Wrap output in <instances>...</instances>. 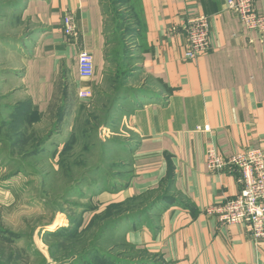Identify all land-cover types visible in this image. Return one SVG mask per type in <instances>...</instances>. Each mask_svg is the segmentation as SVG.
Listing matches in <instances>:
<instances>
[{"label":"crops","instance_id":"0c3cea01","mask_svg":"<svg viewBox=\"0 0 264 264\" xmlns=\"http://www.w3.org/2000/svg\"><path fill=\"white\" fill-rule=\"evenodd\" d=\"M128 1L136 29L125 62L140 81L124 87L118 98L131 174L101 193L98 205L137 197L149 204L163 183L171 185L170 198L118 223L111 234L140 249L141 264L151 258L156 264H264V238L254 239L244 226L204 211L242 188L235 167L207 169L209 147L223 153L259 148L264 154V31L243 29L226 0ZM13 2L27 31L8 94L26 103L21 108L44 113L56 81L65 79L67 116L88 101L78 91H93L105 72L102 0ZM254 3L264 14V0ZM67 12L79 32L75 42L62 30ZM199 14L210 19L211 49L188 60L184 24ZM80 49L93 58L89 81L78 76Z\"/></svg>","mask_w":264,"mask_h":264},{"label":"rangeland","instance_id":"374dc122","mask_svg":"<svg viewBox=\"0 0 264 264\" xmlns=\"http://www.w3.org/2000/svg\"><path fill=\"white\" fill-rule=\"evenodd\" d=\"M102 9V81L66 116L65 79L56 81L44 113L21 108L26 103L9 96L11 67L27 28L13 0H0V264L141 258L140 251L104 232L110 221L139 210L133 206L141 199L101 201L102 207L97 200L131 174L118 97L140 81L125 62L136 29L129 1L102 0Z\"/></svg>","mask_w":264,"mask_h":264},{"label":"built area","instance_id":"2783aa9c","mask_svg":"<svg viewBox=\"0 0 264 264\" xmlns=\"http://www.w3.org/2000/svg\"><path fill=\"white\" fill-rule=\"evenodd\" d=\"M227 9L239 20L243 29L264 31V14L255 8L254 0H226ZM62 30L67 39L75 42L79 32L73 15L67 12L63 16ZM186 37L184 58L194 60L211 49L210 19L199 14L188 18L184 24ZM77 72L81 80L89 81L94 77L92 55L80 49L76 54ZM90 89H81L77 97L89 100ZM206 167L209 171H222L235 167L239 172L238 182L242 185L239 193L223 203L206 206L204 211L226 224H238L245 227L254 239L264 238V154L259 148L245 151L223 153L215 147L206 151Z\"/></svg>","mask_w":264,"mask_h":264},{"label":"trees","instance_id":"16d2710c","mask_svg":"<svg viewBox=\"0 0 264 264\" xmlns=\"http://www.w3.org/2000/svg\"><path fill=\"white\" fill-rule=\"evenodd\" d=\"M21 107H23V105H21ZM170 181L168 182L166 187H164L165 186L164 183L162 184L161 193L156 195L155 199L149 204H144L143 203L145 201L144 197H137V198H132V199L126 200L127 202H129V201H135V200H140L141 199L140 200L141 202H138L135 206H133V207H136V208L140 207L139 210H135V211H132V212H126L125 214H123L122 216L118 217L117 219L110 221V223L105 226L104 232L105 233L107 232L108 234L113 233V232H111V229L114 226H116L118 223H120V222H122V221H124L126 219H129V218H136V217L143 216V215L149 213L153 209V207H155L157 205L158 202H162L166 198H170L169 197V189H170V185H171ZM116 185L117 184L115 183L114 186H116ZM113 187H110V188H113ZM126 201H124V202H126ZM114 203H118V202H114ZM121 242L123 244H125L127 247L129 246V247H131L134 250L140 251L141 256L143 255V252L140 249H137V248L133 247L132 245L127 244L122 239H121ZM141 256H139V257H141ZM143 258L144 257L132 258V259H126V260L125 259H119L118 260V259H115V258L101 256V257H98L96 260H97V264H141L142 260H145ZM88 264H90V263H88ZM149 264H156L155 258L149 259Z\"/></svg>","mask_w":264,"mask_h":264}]
</instances>
